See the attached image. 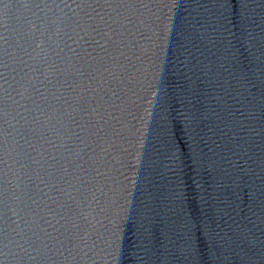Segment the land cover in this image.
<instances>
[{
  "label": "water",
  "instance_id": "1",
  "mask_svg": "<svg viewBox=\"0 0 264 264\" xmlns=\"http://www.w3.org/2000/svg\"><path fill=\"white\" fill-rule=\"evenodd\" d=\"M0 264H264V0H0Z\"/></svg>",
  "mask_w": 264,
  "mask_h": 264
},
{
  "label": "snow or ice",
  "instance_id": "2",
  "mask_svg": "<svg viewBox=\"0 0 264 264\" xmlns=\"http://www.w3.org/2000/svg\"><path fill=\"white\" fill-rule=\"evenodd\" d=\"M122 2V0H121ZM215 3L222 9L227 8V6L230 3V0H215ZM241 6L242 9L247 7V0H241ZM244 16H243V11L241 12V20H243ZM227 19V16L225 15L224 12L220 13V17L218 18V23H222L223 20Z\"/></svg>",
  "mask_w": 264,
  "mask_h": 264
}]
</instances>
